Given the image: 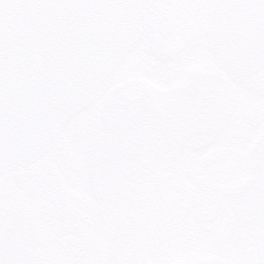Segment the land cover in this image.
<instances>
[{"label": "snow or ice", "instance_id": "1", "mask_svg": "<svg viewBox=\"0 0 264 264\" xmlns=\"http://www.w3.org/2000/svg\"><path fill=\"white\" fill-rule=\"evenodd\" d=\"M0 264H264V0H0Z\"/></svg>", "mask_w": 264, "mask_h": 264}]
</instances>
